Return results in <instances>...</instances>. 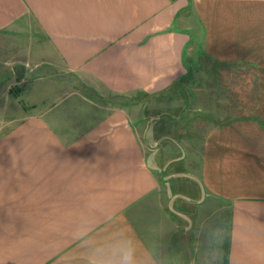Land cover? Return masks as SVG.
I'll return each mask as SVG.
<instances>
[{
  "label": "crops",
  "instance_id": "obj_1",
  "mask_svg": "<svg viewBox=\"0 0 264 264\" xmlns=\"http://www.w3.org/2000/svg\"><path fill=\"white\" fill-rule=\"evenodd\" d=\"M24 23L44 64L21 71L58 73L5 110L0 264H264V0H0ZM204 54L257 66L259 117L190 140L155 93Z\"/></svg>",
  "mask_w": 264,
  "mask_h": 264
},
{
  "label": "rangeland",
  "instance_id": "obj_2",
  "mask_svg": "<svg viewBox=\"0 0 264 264\" xmlns=\"http://www.w3.org/2000/svg\"><path fill=\"white\" fill-rule=\"evenodd\" d=\"M192 29L196 33V29ZM29 34H37V31L25 23L13 24L8 29L0 28V136L21 117V114L19 118L6 116L5 110L20 112V109H17L20 106L32 107L31 103L33 104L35 100L32 96L34 88L25 87L26 82L33 80L36 74L50 75L49 71L42 70L21 71L20 67L29 68L30 65L34 68L44 64L40 62L41 57L37 55L39 49L36 40L28 37ZM55 71L57 72L51 73L49 78L56 79L55 75L58 73L56 67ZM66 82L68 85L72 83V81L63 80L59 85ZM175 83L174 86L164 90H156L155 95L171 97L175 100L166 105L176 116L173 122L177 123V127L186 130L190 140L191 137L201 136L212 127L233 120L232 115L236 119L259 117L257 113L258 70L253 62L216 59L205 54L200 57L198 55L196 60L189 63V70L185 76ZM54 85L57 92L58 87ZM72 85L68 91L73 90V87L78 88L79 93L82 91L78 84ZM79 93L76 96H81ZM138 95L139 98L144 97V93L139 92ZM60 97H56L55 100L52 98L50 103L58 102L61 100ZM77 104L71 103V105ZM129 105L132 104L129 103ZM163 105L165 106L156 102L149 109L156 111ZM149 109L147 106L142 108V104L135 107V110ZM79 110H82L81 105ZM16 114L15 112L14 115ZM223 115L229 116L223 117ZM226 249L223 246L218 248L217 257L221 260L218 264L224 263Z\"/></svg>",
  "mask_w": 264,
  "mask_h": 264
},
{
  "label": "clouds",
  "instance_id": "obj_3",
  "mask_svg": "<svg viewBox=\"0 0 264 264\" xmlns=\"http://www.w3.org/2000/svg\"><path fill=\"white\" fill-rule=\"evenodd\" d=\"M116 264H133L131 255L129 253L123 254Z\"/></svg>",
  "mask_w": 264,
  "mask_h": 264
}]
</instances>
